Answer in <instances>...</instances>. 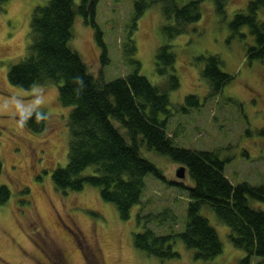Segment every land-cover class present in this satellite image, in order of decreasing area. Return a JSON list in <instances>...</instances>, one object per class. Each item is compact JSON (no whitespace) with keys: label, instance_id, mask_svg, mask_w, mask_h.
<instances>
[{"label":"rangeland","instance_id":"rangeland-1","mask_svg":"<svg viewBox=\"0 0 264 264\" xmlns=\"http://www.w3.org/2000/svg\"><path fill=\"white\" fill-rule=\"evenodd\" d=\"M84 0H76L81 4ZM251 0H230L226 17L215 10L214 2L202 5V19L192 30L172 41L162 33L163 16L159 3L149 7L134 27L135 0L86 1L88 21L94 11L95 21L103 33L109 61L103 62L104 48L97 31L78 15L74 37L70 42L87 63L90 71H103L106 81L126 76L136 65L127 62L125 53L129 32L140 62L138 72L153 84H163L167 76L159 74L156 59L160 46L169 42L177 56L174 65L180 78V88L170 91L168 131L177 145L190 149L217 151L227 160L226 175L233 184L248 182L264 185V60L247 61L249 46L255 45L248 28L247 36L232 31L230 21L239 9H246ZM48 0H9L0 3V155L3 171L0 185H8L11 198L0 204V264H241L246 256L230 238V228L208 207L202 214L218 230L223 252L216 258L196 257L182 241L175 245L180 256L160 259L135 246V234L144 231L145 220L138 215L159 214L170 208L178 216L177 224L161 220L148 224L158 234L183 229L188 207L186 190L169 184L192 185L186 171L177 176L180 165L170 157L141 148L142 155L164 173L167 181L154 174L146 176L142 202L131 217L123 220L117 207L102 200L100 189L86 186L67 194L53 182V171L65 166L69 150V116L71 107L58 98V85H40L45 92L43 110L50 114L46 127L35 133L21 127L7 102L13 96L31 98L30 89L13 86L8 80L12 63L26 53L29 45L31 14L35 6ZM94 5V6H93ZM262 18L264 13L261 12ZM218 54L223 59L222 70L234 76L217 97H209V86L201 77V54ZM199 96L201 105H187L186 97ZM185 108V109H183ZM29 189V204L21 203L22 190ZM253 206L264 209V202L251 200ZM164 214V213H162ZM259 261L255 256L253 262Z\"/></svg>","mask_w":264,"mask_h":264},{"label":"trees","instance_id":"trees-1","mask_svg":"<svg viewBox=\"0 0 264 264\" xmlns=\"http://www.w3.org/2000/svg\"><path fill=\"white\" fill-rule=\"evenodd\" d=\"M9 0H0L5 3ZM86 1L48 0L34 7L31 14L29 45L26 53L12 63L8 71L9 82L16 87L30 89L33 82L39 85H58V98L62 105L71 107L69 116V150L65 166L57 167L52 174L55 187L68 193L79 192L86 186L100 189L102 200L113 203L123 220L131 217L133 208L142 202L146 188L145 178L149 174L167 181L164 173L152 161L142 155L141 148L170 157L177 165L185 166L192 185L170 182L186 190L188 207L179 232L158 234L148 226L161 220L177 224L178 216L170 208L159 214L139 213L144 219V231L135 234V246L160 259L180 256L175 245L182 241L196 251V257L211 260L223 252V242L218 230L211 224L202 209L208 207L219 220L229 226L230 238L236 248L244 250L246 256L241 264H264V209L252 205L251 200L264 202V185L248 182L233 184L226 175L227 160L217 151L197 150L176 144L168 131L171 104L169 92L180 88L181 82L174 65L177 56L172 44L167 42L157 52L159 74L167 76L161 85L153 84L138 72L140 62L134 58L137 47L133 30L129 32V43L125 58L136 65L133 72L124 77L106 81L103 71L93 74L83 57L70 46L74 37L77 16H85L86 23L97 31L99 43L104 48L103 62L109 61L103 33L95 21H88ZM206 0H135L134 27L145 11L159 3L162 9V33L167 41L191 31L203 16L202 5ZM215 10L226 17L230 0H212ZM96 0H94L95 4ZM94 6V5H93ZM264 0H251L246 9L237 10L230 27L241 36L245 27L254 37L255 45L249 46L246 59L264 60ZM194 28V27H193ZM203 63L201 77L209 86V97H217L234 76L222 70L223 59L218 54H201ZM83 77L79 97L72 78ZM187 105L199 107V96L186 97ZM185 109V108H183ZM25 126L41 133L46 121L39 124L35 118ZM3 163L0 155V175ZM21 203L29 204V189L22 190ZM11 198L8 185H0V204ZM164 213V214H162ZM257 256L259 261L253 262Z\"/></svg>","mask_w":264,"mask_h":264},{"label":"clouds","instance_id":"clouds-1","mask_svg":"<svg viewBox=\"0 0 264 264\" xmlns=\"http://www.w3.org/2000/svg\"><path fill=\"white\" fill-rule=\"evenodd\" d=\"M72 83L80 87L74 88V94L79 97L83 87V77L76 76L72 78ZM31 98L25 100L23 97L13 96L7 102L11 104L15 111L12 113L14 118H18V124L23 127L29 120L35 118L37 124L50 118V114L43 110L45 104L44 89L36 82L30 86Z\"/></svg>","mask_w":264,"mask_h":264},{"label":"water","instance_id":"water-1","mask_svg":"<svg viewBox=\"0 0 264 264\" xmlns=\"http://www.w3.org/2000/svg\"><path fill=\"white\" fill-rule=\"evenodd\" d=\"M186 167L185 166H181L180 169L177 171V176L180 178H184L186 175Z\"/></svg>","mask_w":264,"mask_h":264}]
</instances>
